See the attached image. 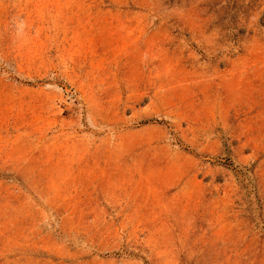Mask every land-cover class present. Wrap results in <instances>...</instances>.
Instances as JSON below:
<instances>
[{"label":"rangeland","instance_id":"obj_1","mask_svg":"<svg viewBox=\"0 0 264 264\" xmlns=\"http://www.w3.org/2000/svg\"><path fill=\"white\" fill-rule=\"evenodd\" d=\"M0 264H264V0H0Z\"/></svg>","mask_w":264,"mask_h":264}]
</instances>
